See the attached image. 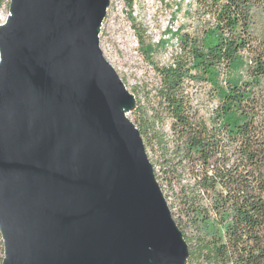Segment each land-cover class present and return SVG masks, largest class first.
Masks as SVG:
<instances>
[{
  "label": "water",
  "instance_id": "obj_1",
  "mask_svg": "<svg viewBox=\"0 0 264 264\" xmlns=\"http://www.w3.org/2000/svg\"><path fill=\"white\" fill-rule=\"evenodd\" d=\"M110 2L12 0L0 25L3 264L188 263L100 44Z\"/></svg>",
  "mask_w": 264,
  "mask_h": 264
},
{
  "label": "trees",
  "instance_id": "obj_2",
  "mask_svg": "<svg viewBox=\"0 0 264 264\" xmlns=\"http://www.w3.org/2000/svg\"><path fill=\"white\" fill-rule=\"evenodd\" d=\"M260 1L199 0L200 33L182 36V52L170 64H154L155 94L144 102L136 96L134 123L157 154L158 182L172 192L187 264H264V39L254 19ZM140 41L150 55L152 45L142 35ZM193 82L209 84L217 98L206 114L187 93Z\"/></svg>",
  "mask_w": 264,
  "mask_h": 264
},
{
  "label": "rangeland",
  "instance_id": "obj_3",
  "mask_svg": "<svg viewBox=\"0 0 264 264\" xmlns=\"http://www.w3.org/2000/svg\"><path fill=\"white\" fill-rule=\"evenodd\" d=\"M11 1L0 0V25L8 19L11 13ZM136 1L139 6L144 3L151 5L153 1L155 4L159 2V0ZM171 1L175 2V0ZM126 2V0H111L110 10L100 28V44L107 60L115 67L128 90L135 96L136 104L135 99H132L122 105L128 109V116L134 122L133 111L137 106L136 96L144 102L147 93L155 94L160 85V76L155 70L154 64L157 63L160 66L170 64L173 56L176 55V49L172 41L165 43L157 41L163 35H167V13L173 6L162 11L160 9L154 11L153 6L148 10L140 8L134 11V8L129 7L130 5ZM260 2L254 10L255 33L259 38L264 39V0ZM204 18L207 19V22L212 19L209 15ZM204 24V21L199 20L197 12L189 13V19L182 25L180 32L183 35L186 32L197 34L200 33L199 30ZM140 35H142L145 45H152L153 51L150 55L144 50L145 46L140 41ZM222 77H225V73L222 74ZM211 89L207 83L195 85L193 82L187 87V93L192 95L194 93V97H196L194 101L199 106L200 114L208 113L217 102V98H213L209 94ZM146 151L154 164L155 172L160 171V165L155 161L157 155L155 151L150 146H147ZM159 182L167 202L171 201L173 199L172 192L162 180L159 179ZM5 257V243L0 230V264H3Z\"/></svg>",
  "mask_w": 264,
  "mask_h": 264
},
{
  "label": "built area",
  "instance_id": "obj_4",
  "mask_svg": "<svg viewBox=\"0 0 264 264\" xmlns=\"http://www.w3.org/2000/svg\"><path fill=\"white\" fill-rule=\"evenodd\" d=\"M130 1L131 4L129 2L126 3L130 5L129 7L134 8L133 9L134 11H137L140 8H144L143 10H148L151 9L152 6H153L152 9L154 11L156 9H160V11H162L165 10L167 7L173 6L170 9V12L167 13L168 14L167 15L168 29L166 33L167 35H163L161 39H157V41L159 43L172 41V44L175 46L176 49V54L181 53L182 52L181 38L183 34H181L180 30L182 28V25L189 19V13H196L198 11L199 0H175V2H172L171 0H159L157 4H155V2L153 1L151 5L148 3H144L142 6H139V3L136 0H130ZM109 10H110V5L107 8L106 16L108 15Z\"/></svg>",
  "mask_w": 264,
  "mask_h": 264
},
{
  "label": "bare ground",
  "instance_id": "obj_5",
  "mask_svg": "<svg viewBox=\"0 0 264 264\" xmlns=\"http://www.w3.org/2000/svg\"><path fill=\"white\" fill-rule=\"evenodd\" d=\"M132 99H134L133 97L130 99V100H128L126 103H128L129 101H131ZM125 103V104H126ZM121 108H122V111L128 116V109L125 107V106H121Z\"/></svg>",
  "mask_w": 264,
  "mask_h": 264
}]
</instances>
